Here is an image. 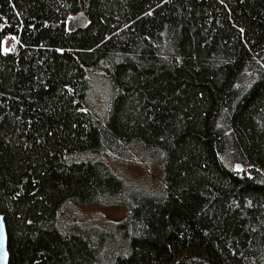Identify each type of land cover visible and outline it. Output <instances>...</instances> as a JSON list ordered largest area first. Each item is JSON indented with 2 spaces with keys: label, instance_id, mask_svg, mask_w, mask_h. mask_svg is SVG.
Segmentation results:
<instances>
[{
  "label": "trees",
  "instance_id": "obj_1",
  "mask_svg": "<svg viewBox=\"0 0 264 264\" xmlns=\"http://www.w3.org/2000/svg\"><path fill=\"white\" fill-rule=\"evenodd\" d=\"M0 215L8 264H264V0H0Z\"/></svg>",
  "mask_w": 264,
  "mask_h": 264
},
{
  "label": "rangeland",
  "instance_id": "obj_2",
  "mask_svg": "<svg viewBox=\"0 0 264 264\" xmlns=\"http://www.w3.org/2000/svg\"><path fill=\"white\" fill-rule=\"evenodd\" d=\"M4 51H14L17 49V41L13 36H8L3 41ZM98 100L101 103L106 98V85L97 84ZM116 171L128 182L135 186L146 188L152 192L159 193L163 190V167L161 164L145 165L139 161L130 163H118L112 161ZM83 220H93L94 218H104L109 221H119L126 217L127 211L123 208L102 209L99 206H90L81 209ZM96 220V219H95Z\"/></svg>",
  "mask_w": 264,
  "mask_h": 264
},
{
  "label": "water",
  "instance_id": "obj_3",
  "mask_svg": "<svg viewBox=\"0 0 264 264\" xmlns=\"http://www.w3.org/2000/svg\"><path fill=\"white\" fill-rule=\"evenodd\" d=\"M234 170L236 172L242 171V165L240 163L235 164ZM8 250H7V234L4 223V218L0 215V264H8Z\"/></svg>",
  "mask_w": 264,
  "mask_h": 264
}]
</instances>
